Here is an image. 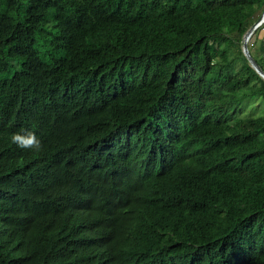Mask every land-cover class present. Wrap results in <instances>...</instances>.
<instances>
[{
	"label": "trees",
	"instance_id": "16d2710c",
	"mask_svg": "<svg viewBox=\"0 0 264 264\" xmlns=\"http://www.w3.org/2000/svg\"><path fill=\"white\" fill-rule=\"evenodd\" d=\"M263 13L0 0V264H264Z\"/></svg>",
	"mask_w": 264,
	"mask_h": 264
},
{
	"label": "clouds",
	"instance_id": "9594fccd",
	"mask_svg": "<svg viewBox=\"0 0 264 264\" xmlns=\"http://www.w3.org/2000/svg\"><path fill=\"white\" fill-rule=\"evenodd\" d=\"M11 143L22 150H32L39 152L43 146L39 138L34 133L21 134L19 132L12 134Z\"/></svg>",
	"mask_w": 264,
	"mask_h": 264
},
{
	"label": "rangeland",
	"instance_id": "374dc122",
	"mask_svg": "<svg viewBox=\"0 0 264 264\" xmlns=\"http://www.w3.org/2000/svg\"><path fill=\"white\" fill-rule=\"evenodd\" d=\"M261 40H264V26H261L260 29L256 30L248 41V45L254 46L257 45ZM264 111V106L260 100L250 101L243 108L241 116L257 115Z\"/></svg>",
	"mask_w": 264,
	"mask_h": 264
},
{
	"label": "water",
	"instance_id": "95a60500",
	"mask_svg": "<svg viewBox=\"0 0 264 264\" xmlns=\"http://www.w3.org/2000/svg\"><path fill=\"white\" fill-rule=\"evenodd\" d=\"M264 24V13L261 17L256 21V23L251 27L248 33L245 35L243 40V53L245 57L249 60L251 66L256 70V72L264 79V72L261 67L257 64V62L251 56L249 49H248V41L250 40L251 36L254 32Z\"/></svg>",
	"mask_w": 264,
	"mask_h": 264
}]
</instances>
